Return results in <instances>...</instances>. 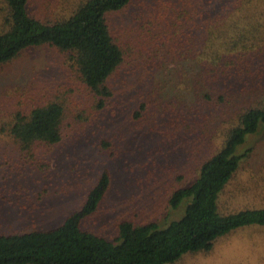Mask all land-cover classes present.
<instances>
[{
	"label": "rangeland",
	"instance_id": "obj_1",
	"mask_svg": "<svg viewBox=\"0 0 264 264\" xmlns=\"http://www.w3.org/2000/svg\"><path fill=\"white\" fill-rule=\"evenodd\" d=\"M49 2L32 0L31 10L50 17ZM148 5L149 0H133L108 15L126 60L109 79L115 94L102 109L68 53L56 46L28 48L0 66V234L60 225L83 205L106 168L112 184L87 228L112 237L124 219L166 227L184 215L190 201L171 208L174 189L198 176L238 112L262 104L264 64L239 82L221 108H184L197 97V71L192 57L175 50L193 33L168 26L143 32L141 9ZM51 101L66 108L62 141L24 149L11 135L10 122L18 111L29 113ZM232 101L239 108L227 106ZM237 153L242 164L220 195L223 213L264 206V128L249 135ZM172 264H264V227L234 230L212 249L187 253Z\"/></svg>",
	"mask_w": 264,
	"mask_h": 264
},
{
	"label": "trees",
	"instance_id": "obj_2",
	"mask_svg": "<svg viewBox=\"0 0 264 264\" xmlns=\"http://www.w3.org/2000/svg\"><path fill=\"white\" fill-rule=\"evenodd\" d=\"M132 1L50 0L54 16L45 18L31 10L32 0H0V66L28 48L56 46L68 53L98 96L96 107L102 109L115 94L109 79L126 60L108 15ZM149 4L141 9L143 32L168 26L193 33L175 50L192 57L191 67L197 71V97L184 108H221L230 93L238 91L239 82L264 64V0H149ZM227 106L239 108L235 101ZM65 114L61 101L29 113L18 111L9 131L24 149L56 144L63 139ZM235 117L222 146L202 163L198 176L172 192L171 208L190 199L181 218L166 227L156 221L137 224L124 219L112 237L87 228L86 220L112 184L106 168L83 205L60 225L0 234V264H172L187 253L212 249L218 238L234 230L264 227V206L231 213L220 209V195L241 168L243 155L237 148L264 128V100ZM102 143L111 145L109 140Z\"/></svg>",
	"mask_w": 264,
	"mask_h": 264
}]
</instances>
